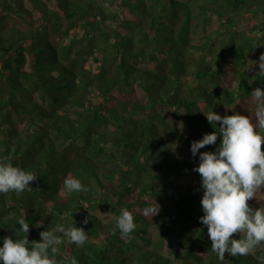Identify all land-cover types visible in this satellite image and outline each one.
I'll list each match as a JSON object with an SVG mask.
<instances>
[{
  "label": "trees",
  "instance_id": "16d2710c",
  "mask_svg": "<svg viewBox=\"0 0 264 264\" xmlns=\"http://www.w3.org/2000/svg\"><path fill=\"white\" fill-rule=\"evenodd\" d=\"M29 1L0 0V264H264V65L234 63L258 46L193 42L264 0Z\"/></svg>",
  "mask_w": 264,
  "mask_h": 264
},
{
  "label": "rangeland",
  "instance_id": "374dc122",
  "mask_svg": "<svg viewBox=\"0 0 264 264\" xmlns=\"http://www.w3.org/2000/svg\"><path fill=\"white\" fill-rule=\"evenodd\" d=\"M49 5H53L54 0H46ZM24 4L30 9H32L33 15L40 17L41 11L38 9L33 8L32 3L29 0H23ZM264 2V1H263ZM256 3L255 5H252L249 9H243L239 11L238 13H233L229 17H218L217 15H213L211 19L206 20L204 24H200V26H197L195 31L193 32V42L196 44L204 43L205 40L209 39V42L211 41L212 45L211 48H208V50L205 52L210 58H223V51L227 52L226 50L227 46H230L229 44H233L236 41H238L239 36L242 33H248L252 34L254 36L253 42L258 46L256 51L254 53L247 52L246 59L244 61H238L235 60V56L233 52L228 51L227 58L229 60H235L236 66H244L246 64L250 65L252 63H260L261 65H264V54H263V47H264V28L260 27V22H264V6L263 3ZM261 6V7H259ZM259 8V10H258ZM228 18H232L235 20V22L230 23ZM203 23V22H202ZM6 27L10 29L20 28L22 30H28L30 24L27 22L25 16L22 13L19 12H13L12 15H8L5 19ZM69 25L66 21L62 23V27H55L50 30L49 36L50 38L55 41L58 45L62 44H68L74 38H71V34L76 33L78 30V23H75V25L71 26V28H68ZM264 27V26H263ZM69 29V30H67ZM67 31V32H66ZM83 42H79V44H75L73 52H72V58L76 62L77 67H80L81 65H86V67L92 68L95 67V62L91 59L92 56L90 52L92 51L93 42H89L86 40L85 45H80ZM235 44V43H234ZM230 52V53H229ZM233 54V55H232ZM29 68V66H27ZM195 62L190 64V68L194 69ZM248 104L251 103V101H247ZM231 107H225L215 113H213V117H224L226 115L227 109ZM233 111H242V106L237 103L235 106L231 108ZM181 115L175 117L174 112L169 109L167 110V116L171 123L176 122L179 123L181 127L185 128V121H184V112L183 109H180ZM178 120V121H176ZM175 123V124H176ZM173 153L180 157V158H187L188 160H194L197 157L193 153L187 152L185 149L176 147L174 148ZM208 160V159H207ZM198 183V182H197ZM256 195L261 196L264 198V189L258 191ZM94 213H96L99 217L103 218L104 220H110L112 218V212L105 209V208H98L92 210ZM228 219V218H226ZM157 235V233H156ZM238 245L245 246V242L243 240L238 241Z\"/></svg>",
  "mask_w": 264,
  "mask_h": 264
}]
</instances>
